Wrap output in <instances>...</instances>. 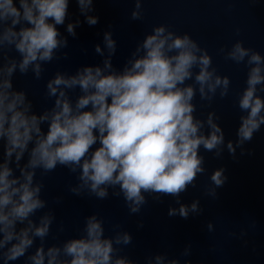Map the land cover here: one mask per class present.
I'll return each instance as SVG.
<instances>
[{
  "label": "clouds",
  "instance_id": "clouds-1",
  "mask_svg": "<svg viewBox=\"0 0 264 264\" xmlns=\"http://www.w3.org/2000/svg\"><path fill=\"white\" fill-rule=\"evenodd\" d=\"M76 2L85 22L96 25L99 17L89 14L94 11V0ZM18 4L0 0V141L4 142L0 259L4 264L22 257L24 264H135L119 254L120 246L132 243L131 233L116 224L114 235L106 236L105 221L95 212L84 217L79 237L46 246L56 216L48 209L33 219L48 208L37 170L43 177L58 166L67 168L77 181L68 187L70 193L81 197L86 193L100 201L110 195L122 197L130 215L139 214L148 197L162 202L165 196L179 205L169 207L170 217L201 214L199 199L191 204L180 200L207 171L200 149L216 158L222 157L225 148L233 157L236 148L243 154V145L264 125V97L259 94L264 92V55L245 47L242 40L218 50L226 60L248 68L246 87L237 98L243 114L235 142L225 141L218 123L221 117L214 110L198 118L194 103L197 93L209 106L217 94L227 97L230 77L218 74L212 56L190 34H177L163 24L145 34L120 70L112 63L117 42L111 31H105L103 47H94L103 57L102 64L81 66L73 74L57 71L46 82L44 93L45 99L54 102L37 115L27 94L13 89L12 77L17 70L21 75L31 71L40 80L44 65L61 58L58 53L68 47V40L57 26L65 24L69 0H18ZM141 5L142 0H135L131 20L142 19ZM79 25V20L69 22L67 33L76 37ZM5 50H14L19 59ZM67 55L62 53L63 58ZM26 153L28 159L22 165ZM224 172L223 168L212 172L209 179L214 187L206 195L217 198L216 189L227 180ZM61 200L56 198L57 203ZM207 229L214 230L212 222ZM64 230L61 223L57 231ZM37 239L38 246L29 252ZM190 254L188 245L182 255ZM147 264H180V260L155 254Z\"/></svg>",
  "mask_w": 264,
  "mask_h": 264
}]
</instances>
